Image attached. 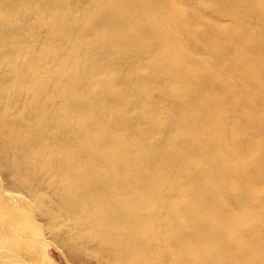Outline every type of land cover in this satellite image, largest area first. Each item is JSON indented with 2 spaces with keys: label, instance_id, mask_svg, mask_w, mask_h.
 <instances>
[{
  "label": "bare ground",
  "instance_id": "bare-ground-1",
  "mask_svg": "<svg viewBox=\"0 0 264 264\" xmlns=\"http://www.w3.org/2000/svg\"><path fill=\"white\" fill-rule=\"evenodd\" d=\"M26 214L66 264H264V0H0L4 258Z\"/></svg>",
  "mask_w": 264,
  "mask_h": 264
},
{
  "label": "rangeland",
  "instance_id": "rangeland-1",
  "mask_svg": "<svg viewBox=\"0 0 264 264\" xmlns=\"http://www.w3.org/2000/svg\"><path fill=\"white\" fill-rule=\"evenodd\" d=\"M22 220L28 222V226L30 227L29 235H26L24 233V243L28 251V254H26L25 256L29 259H24V257L21 255L20 256L23 258V260H20V258L15 260L10 257L4 258V256H1V254L6 251L4 249L5 245L4 241H0V264L1 261L4 260L9 263L13 261L15 264H66V261L60 254L58 248L54 246L53 243L49 240L44 239L43 229L40 227V225L32 220L28 214H26L24 218L22 217ZM13 255L15 254L13 253Z\"/></svg>",
  "mask_w": 264,
  "mask_h": 264
}]
</instances>
